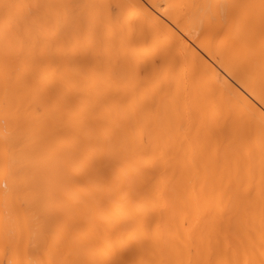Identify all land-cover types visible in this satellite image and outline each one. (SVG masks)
<instances>
[{
    "label": "bare ground",
    "instance_id": "1",
    "mask_svg": "<svg viewBox=\"0 0 264 264\" xmlns=\"http://www.w3.org/2000/svg\"><path fill=\"white\" fill-rule=\"evenodd\" d=\"M0 264H264V0H0Z\"/></svg>",
    "mask_w": 264,
    "mask_h": 264
}]
</instances>
